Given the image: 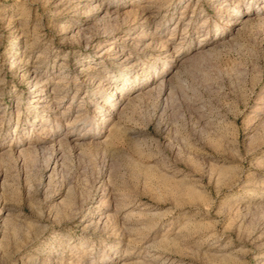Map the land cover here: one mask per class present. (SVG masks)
I'll return each mask as SVG.
<instances>
[{
  "label": "rangeland",
  "instance_id": "374dc122",
  "mask_svg": "<svg viewBox=\"0 0 264 264\" xmlns=\"http://www.w3.org/2000/svg\"><path fill=\"white\" fill-rule=\"evenodd\" d=\"M0 264H264V0H0Z\"/></svg>",
  "mask_w": 264,
  "mask_h": 264
},
{
  "label": "bare ground",
  "instance_id": "6f19581e",
  "mask_svg": "<svg viewBox=\"0 0 264 264\" xmlns=\"http://www.w3.org/2000/svg\"><path fill=\"white\" fill-rule=\"evenodd\" d=\"M223 6H222V4H219L218 6H217V11H221V10H223ZM242 21H239L238 23H241Z\"/></svg>",
  "mask_w": 264,
  "mask_h": 264
}]
</instances>
